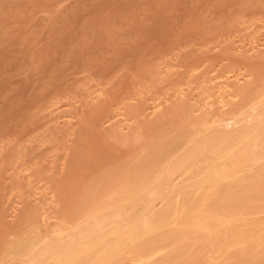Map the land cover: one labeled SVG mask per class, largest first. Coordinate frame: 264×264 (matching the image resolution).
<instances>
[{
    "label": "bare ground",
    "instance_id": "1",
    "mask_svg": "<svg viewBox=\"0 0 264 264\" xmlns=\"http://www.w3.org/2000/svg\"><path fill=\"white\" fill-rule=\"evenodd\" d=\"M263 53L234 62L246 68L241 81L228 77L233 67L213 76L198 73L196 60L187 62L191 67L182 75L187 87L176 84L164 112L157 111L162 104L151 106L159 97L151 89L154 83L137 87L140 104L127 109L129 130L117 120L107 130L103 121L125 104L130 85L94 106L91 121L84 120L93 122L96 129L89 132L95 137L88 132L79 146L86 153L92 144L99 157L92 158L91 149L87 158L73 150L66 174L49 179L53 187L43 204L28 205L12 224L3 222L0 211V264H264ZM167 67L169 80H163L170 84L175 69ZM186 76L193 77L189 83ZM144 105L158 112L156 118L144 115Z\"/></svg>",
    "mask_w": 264,
    "mask_h": 264
},
{
    "label": "rangeland",
    "instance_id": "2",
    "mask_svg": "<svg viewBox=\"0 0 264 264\" xmlns=\"http://www.w3.org/2000/svg\"><path fill=\"white\" fill-rule=\"evenodd\" d=\"M8 1L0 0V12H3L0 14V211L4 215L3 222L10 224L28 205L43 204L53 187L49 179L63 177L73 153L76 151L80 155V150L85 151L81 147L86 137L83 138L90 132L93 134L90 128L96 129L91 126V109L113 97L116 91L119 93L124 85H130V97L125 99V104L115 107L114 117L104 120L103 128L115 125L114 120L124 128L132 124L130 116H126L127 109L131 104H140L137 87H146L147 83H154L151 89L159 96L150 102L151 106L162 104L157 111H166L174 100L169 97L175 96L178 84L184 82L183 73L191 67L187 69V62L191 65L190 62L196 60L193 64L198 66V73L213 76H221L233 67L235 69L228 77L241 81L245 67L234 62L244 56L253 59L257 53L264 52V0ZM168 64L169 68L174 66L176 75L171 73L173 76L169 78L174 81L173 86L178 85L175 86L177 89L172 86V81L171 85L166 82L169 80L166 79ZM188 78L189 83L193 77ZM184 83L186 86V81ZM143 98H146L145 94ZM148 108H144V115L147 113L149 118H156L158 112ZM91 133L89 136L95 137ZM84 151L80 153L85 155L87 151ZM94 154L92 158H95ZM90 158L85 161L90 162ZM46 209L48 216L53 217L54 211Z\"/></svg>",
    "mask_w": 264,
    "mask_h": 264
}]
</instances>
